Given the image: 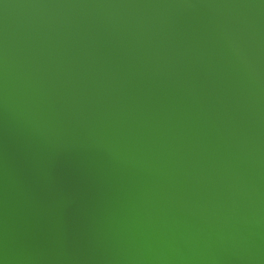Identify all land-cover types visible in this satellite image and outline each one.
<instances>
[{"label":"water","instance_id":"1","mask_svg":"<svg viewBox=\"0 0 264 264\" xmlns=\"http://www.w3.org/2000/svg\"><path fill=\"white\" fill-rule=\"evenodd\" d=\"M0 264H264V0H0Z\"/></svg>","mask_w":264,"mask_h":264}]
</instances>
